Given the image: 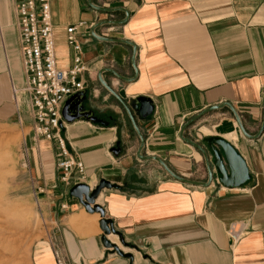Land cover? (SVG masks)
<instances>
[{
  "label": "crops",
  "instance_id": "crops-1",
  "mask_svg": "<svg viewBox=\"0 0 264 264\" xmlns=\"http://www.w3.org/2000/svg\"><path fill=\"white\" fill-rule=\"evenodd\" d=\"M93 4L129 12L126 24L103 26L95 34L129 41L137 49L135 82H122L109 73L102 79L123 98L145 97L152 102L151 116L137 120L145 136L142 155L160 159L181 178L205 183L204 160L179 140V130L184 119L227 103L248 136L258 132L263 116L264 0H93ZM16 7L17 0H0V119L27 116L32 130L30 105L22 90L25 74L14 27ZM50 8L58 68L68 70L72 64L65 31L74 27L87 67L80 78L84 109L116 123L102 126L81 119L61 133L69 157L83 164L85 178L80 182L74 178L60 182L56 165L63 158L54 141L46 142L53 150V169L38 180L47 188L58 264H264V131L256 140L244 137L227 108L200 118L198 139L185 131L184 136L200 146L205 144L203 137H211L233 147L248 172V179L233 189L223 187L216 177L207 188L184 185L158 163L139 161L137 137L127 130L117 104L107 102L109 94L97 80L105 68L132 78L127 58L131 48L90 35L97 23L120 21L124 15L93 11L86 0H50ZM118 148V153H111ZM100 181L113 186L103 189L93 204L110 222L109 235L99 227V214L86 213L69 195L76 184L93 189ZM37 260L53 264L51 250L45 248Z\"/></svg>",
  "mask_w": 264,
  "mask_h": 264
},
{
  "label": "rangeland",
  "instance_id": "rangeland-1",
  "mask_svg": "<svg viewBox=\"0 0 264 264\" xmlns=\"http://www.w3.org/2000/svg\"><path fill=\"white\" fill-rule=\"evenodd\" d=\"M127 58L128 60L130 58V49ZM121 87H123L122 84ZM107 94L109 93L107 92ZM117 95L119 96L118 93ZM109 97L107 102L117 104L127 130L136 136L125 112L110 94ZM119 97L130 108L135 105L136 99ZM86 104L87 102H82L83 109L86 108ZM89 111L92 112L91 109ZM26 117L21 120L15 114L13 117L0 119V264H42L44 261L37 259L45 248L51 250L53 264H58L51 243L50 227L53 220L49 218L48 213L47 188L38 180L41 174L44 177L51 175L54 163L53 150L46 141L33 135ZM191 118L184 119L181 127ZM103 120L107 125L114 126L116 124L106 118ZM200 120L187 128L197 139L198 132L196 130L201 126ZM86 123L91 124L88 121ZM71 124L64 122L62 132L64 129L70 131L69 125ZM204 124L211 126V122ZM139 130L145 139L142 130L140 128ZM209 138L211 137L202 139L205 141ZM136 139L139 142L138 137ZM201 146L208 153L211 165V150L207 149L209 147L206 143H202ZM93 189L89 188V190Z\"/></svg>",
  "mask_w": 264,
  "mask_h": 264
},
{
  "label": "built area",
  "instance_id": "built-area-1",
  "mask_svg": "<svg viewBox=\"0 0 264 264\" xmlns=\"http://www.w3.org/2000/svg\"><path fill=\"white\" fill-rule=\"evenodd\" d=\"M14 27L21 46L25 83L23 93L28 97L33 121L32 133L46 142H55L63 159L57 163L60 182L67 184L84 179V167L69 157L61 133V109L72 96L84 91L81 76L87 72L82 48L75 37L76 29H66V46L71 51L68 70L58 68L51 23L50 0H17ZM236 241L235 235H230Z\"/></svg>",
  "mask_w": 264,
  "mask_h": 264
},
{
  "label": "water",
  "instance_id": "water-1",
  "mask_svg": "<svg viewBox=\"0 0 264 264\" xmlns=\"http://www.w3.org/2000/svg\"><path fill=\"white\" fill-rule=\"evenodd\" d=\"M93 0H86V3L90 9L93 11L104 13V14H115V13H122L124 15V19L120 21H102L94 25L90 30V35L92 38L99 40L104 43H115L124 45L126 47L131 48V57H130V66L134 72L132 78H125L117 74L114 70L105 68L98 72L97 80L99 84L117 101L119 106L125 112L127 119L139 139V146L136 151L135 157L141 162L145 161H154L160 165V167L165 171V173L174 181L179 183L193 186V187H203L207 188L211 185L214 178L216 177L219 184L226 188H237L242 185L248 179V172L245 167L244 162L242 161L241 157L237 154V152L233 149V147L225 140L221 138H209L205 140V143L208 145L209 149L211 150V156L213 158V163L210 165L208 153L203 149L200 145L194 143L191 139L184 136L185 131L189 128L192 124H194L197 120H199L204 115L211 113L213 111L221 110L223 108H227L234 116L235 122L242 133V135L248 139L256 140L260 137V135L264 131V92H263V116L260 128L256 135L248 136L238 119L234 109L227 103H224L219 106L210 107L208 109L203 110L202 112L198 113L191 119H189L179 130V140L184 144L190 146L191 148L195 149L200 153L204 160L205 169L207 173V180L205 183L196 182L181 178L175 175L160 159L156 157H148L142 155V150L145 144V139L142 136L136 119L140 121L147 120L152 112L153 106L150 99L145 97H139L135 100V105L131 106V108L123 101L113 89H111L105 81L102 79V75L104 73H109L125 83H133L137 79V67H136V53L137 49L135 45L129 41L125 40H117V39H106L101 38L95 34V30L103 26H122L127 23L129 19V12L123 8H114V9H106L102 7L95 6L92 2ZM84 97V92H79L76 95L70 97L63 105L61 109V120L64 123L71 124L75 121L84 119L91 123H98L102 126H106L107 123L105 121L98 120L96 117L93 116L91 111H86L83 109L81 99ZM71 110L73 112H71ZM120 149H113L111 153L115 154L118 153ZM213 168V169H212ZM214 172V174H213ZM113 186H110L109 183L105 181H100L98 185L93 189L89 190V188L84 184H76L74 185L70 191L69 195L76 199L78 203L84 208L85 212L88 214H99L101 220L99 221V227L103 231L104 235H109L112 232L110 222L103 220V211L93 205L94 201L97 199L98 195L103 189H110ZM102 244L105 248H109L110 246L105 242L102 241Z\"/></svg>",
  "mask_w": 264,
  "mask_h": 264
},
{
  "label": "flooded vegetation",
  "instance_id": "flooded-vegetation-1",
  "mask_svg": "<svg viewBox=\"0 0 264 264\" xmlns=\"http://www.w3.org/2000/svg\"><path fill=\"white\" fill-rule=\"evenodd\" d=\"M71 112H73L72 110H71ZM98 120H101V121H103L102 119H100V118H97Z\"/></svg>",
  "mask_w": 264,
  "mask_h": 264
}]
</instances>
